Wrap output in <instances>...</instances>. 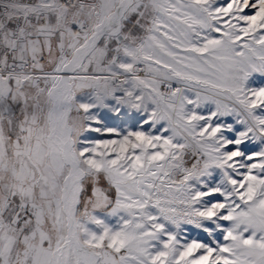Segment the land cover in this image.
I'll return each instance as SVG.
<instances>
[{"label": "snow or ice", "instance_id": "obj_1", "mask_svg": "<svg viewBox=\"0 0 264 264\" xmlns=\"http://www.w3.org/2000/svg\"><path fill=\"white\" fill-rule=\"evenodd\" d=\"M0 264H264V0H0Z\"/></svg>", "mask_w": 264, "mask_h": 264}, {"label": "rangeland", "instance_id": "obj_2", "mask_svg": "<svg viewBox=\"0 0 264 264\" xmlns=\"http://www.w3.org/2000/svg\"><path fill=\"white\" fill-rule=\"evenodd\" d=\"M193 234H195V233H193Z\"/></svg>", "mask_w": 264, "mask_h": 264}]
</instances>
